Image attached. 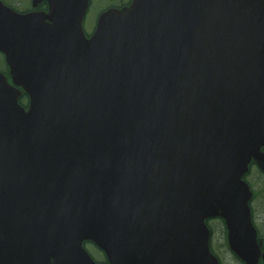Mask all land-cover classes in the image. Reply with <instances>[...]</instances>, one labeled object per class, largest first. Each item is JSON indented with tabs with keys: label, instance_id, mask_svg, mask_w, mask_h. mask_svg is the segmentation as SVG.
Returning a JSON list of instances; mask_svg holds the SVG:
<instances>
[{
	"label": "water",
	"instance_id": "1",
	"mask_svg": "<svg viewBox=\"0 0 264 264\" xmlns=\"http://www.w3.org/2000/svg\"><path fill=\"white\" fill-rule=\"evenodd\" d=\"M47 1L0 0V264H219L217 216L257 264L264 0H133L90 37V0Z\"/></svg>",
	"mask_w": 264,
	"mask_h": 264
},
{
	"label": "rangeland",
	"instance_id": "2",
	"mask_svg": "<svg viewBox=\"0 0 264 264\" xmlns=\"http://www.w3.org/2000/svg\"><path fill=\"white\" fill-rule=\"evenodd\" d=\"M9 1L12 2L15 6L17 5L16 0H9ZM105 1L106 0H92L91 7L89 8V11L87 12V15L85 18V28L87 31H91L94 28L97 17L100 14V12L103 10V7L105 6ZM18 5L20 7L23 6L20 0H18ZM0 66H4L3 58L1 57V55H0ZM256 169L257 168L251 169V171L248 173L247 178L248 180L253 182L254 188L258 192H261V194L257 196L256 198L257 200L256 199L253 200L252 206L255 209L256 220L258 223H260L263 226L262 230L264 231V198H263L264 197V180H263L264 177L259 176V173ZM258 197H262V198H258ZM211 224L214 227V235H213L214 243L218 246L219 251L223 253L229 252L228 248L221 246L225 243L222 224L220 223V221H213ZM87 248L90 249V251L92 250L94 252L93 254L97 258L99 259L103 258V256H100L101 254L96 251L95 246L87 244Z\"/></svg>",
	"mask_w": 264,
	"mask_h": 264
},
{
	"label": "flooded vegetation",
	"instance_id": "3",
	"mask_svg": "<svg viewBox=\"0 0 264 264\" xmlns=\"http://www.w3.org/2000/svg\"><path fill=\"white\" fill-rule=\"evenodd\" d=\"M128 3V0H108L109 7H122ZM48 4L46 2L38 3L36 6H33V0H25L24 5V12H30V11H48L47 10ZM212 234L214 232L213 227ZM259 230H261V227H259ZM211 248L213 253L218 258L220 264H247L245 261L240 259L237 255L231 252L223 253L220 252L218 247H216L215 243H213V237L211 239ZM261 250H264V245L261 247ZM263 256L261 255L257 264H264L263 262Z\"/></svg>",
	"mask_w": 264,
	"mask_h": 264
},
{
	"label": "trees",
	"instance_id": "4",
	"mask_svg": "<svg viewBox=\"0 0 264 264\" xmlns=\"http://www.w3.org/2000/svg\"><path fill=\"white\" fill-rule=\"evenodd\" d=\"M6 3H9L8 2V0H4ZM7 72V74H8V71H6ZM21 102H22V104H25L26 103V95H24L23 97H22V100H21Z\"/></svg>",
	"mask_w": 264,
	"mask_h": 264
}]
</instances>
